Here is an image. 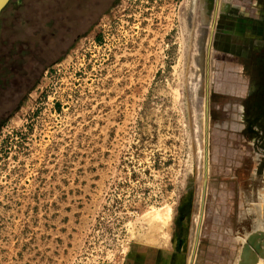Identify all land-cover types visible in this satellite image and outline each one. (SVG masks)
Masks as SVG:
<instances>
[{
	"label": "rangeland",
	"instance_id": "374dc122",
	"mask_svg": "<svg viewBox=\"0 0 264 264\" xmlns=\"http://www.w3.org/2000/svg\"><path fill=\"white\" fill-rule=\"evenodd\" d=\"M30 1L0 13V264H237L264 235L249 0H63L59 42L14 50Z\"/></svg>",
	"mask_w": 264,
	"mask_h": 264
},
{
	"label": "trees",
	"instance_id": "16d2710c",
	"mask_svg": "<svg viewBox=\"0 0 264 264\" xmlns=\"http://www.w3.org/2000/svg\"><path fill=\"white\" fill-rule=\"evenodd\" d=\"M62 1L63 0H31L26 11L27 16L28 14L30 17L32 16L31 19L26 17V19L22 21H17L15 26L13 21H10V25L15 28L14 37L11 40V47H13L14 50L22 51L24 49L23 44H27L28 48H30V46L36 47L38 44L41 45L48 41L56 45L59 40L56 35H52L53 32L51 31L56 29L58 24L57 20L54 21V17L55 14L62 10ZM50 16L54 21L53 23L50 22ZM2 24L3 22L0 19V52L5 48L1 36ZM20 26L25 28V30H20ZM46 31L51 32L52 36L46 37V35L42 34Z\"/></svg>",
	"mask_w": 264,
	"mask_h": 264
},
{
	"label": "water",
	"instance_id": "95a60500",
	"mask_svg": "<svg viewBox=\"0 0 264 264\" xmlns=\"http://www.w3.org/2000/svg\"><path fill=\"white\" fill-rule=\"evenodd\" d=\"M10 0H0V13L2 10L5 8V6L8 4ZM215 1V2H214ZM211 4L214 2L216 5V0H208ZM213 29V26H212ZM211 40V36L209 39V42ZM208 52H209V46H208ZM205 113L207 115V106ZM207 119V116H206ZM207 126L205 125V132H207ZM207 136V133H206ZM205 159H206V153H205ZM206 188V178L204 177L203 181V195L204 191ZM201 213H200V218H199V223L196 231V236L194 240V250L198 242V233H199V227H200V220H201ZM264 239V235L257 234V233H252L247 236L245 239V244H243V247L241 249V252L239 254V261L237 264H257L258 263V257L263 258L264 257V243L262 240Z\"/></svg>",
	"mask_w": 264,
	"mask_h": 264
},
{
	"label": "crops",
	"instance_id": "0c3cea01",
	"mask_svg": "<svg viewBox=\"0 0 264 264\" xmlns=\"http://www.w3.org/2000/svg\"><path fill=\"white\" fill-rule=\"evenodd\" d=\"M241 2L242 1H235V4H238L239 6H231V8L238 7L240 9H248V11L245 10L242 13L244 14V16L248 15L246 17H248V24L250 25L251 39L255 40L257 48L261 49L264 47V0H249L247 5L246 3ZM231 8L230 5H225L223 8L224 11L220 12V15H226L225 19L231 20L232 16H227L230 15L228 9ZM221 52H224V50H222ZM260 201L262 202L263 200ZM261 208L263 209V205Z\"/></svg>",
	"mask_w": 264,
	"mask_h": 264
},
{
	"label": "bare ground",
	"instance_id": "6f19581e",
	"mask_svg": "<svg viewBox=\"0 0 264 264\" xmlns=\"http://www.w3.org/2000/svg\"><path fill=\"white\" fill-rule=\"evenodd\" d=\"M217 9H218V8H217ZM183 19H184V18H183ZM181 25H182V21H181ZM183 25H184V24H183ZM181 27H182V26H181ZM182 28H183V27H182ZM210 29H211V28H210ZM210 29H209V33L211 32ZM211 33H212V32H211ZM212 34H213V33H212ZM212 34H211V35H212ZM208 40H209V39H208ZM210 42H211V41H210ZM207 44H208V43H207ZM208 77H209V76H208ZM208 81H209V79H208ZM207 87H208V86H207ZM204 107H205V106H204ZM204 107H203V108H204ZM204 117H205V115H204ZM203 126H204V125H203ZM203 130H204V129H203ZM203 134H204V133H203ZM204 135H205V134H204ZM207 145H208V144H207ZM206 147H207V146H206ZM203 154H204V153H203ZM206 159H207V158H206ZM205 177H206V176H205ZM200 203H201V202H200ZM199 229H200V228H199ZM195 234H196V233H195ZM190 253H191V252H190ZM194 253H195V252H194ZM193 255H194V254H193Z\"/></svg>",
	"mask_w": 264,
	"mask_h": 264
},
{
	"label": "flooded vegetation",
	"instance_id": "af4514ba",
	"mask_svg": "<svg viewBox=\"0 0 264 264\" xmlns=\"http://www.w3.org/2000/svg\"><path fill=\"white\" fill-rule=\"evenodd\" d=\"M264 51V50H263ZM264 53V52H263ZM264 63V62H263ZM262 70H263V72H264V64L262 65Z\"/></svg>",
	"mask_w": 264,
	"mask_h": 264
}]
</instances>
